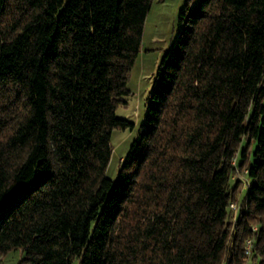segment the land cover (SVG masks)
Wrapping results in <instances>:
<instances>
[{"label": "trees", "instance_id": "1", "mask_svg": "<svg viewBox=\"0 0 264 264\" xmlns=\"http://www.w3.org/2000/svg\"><path fill=\"white\" fill-rule=\"evenodd\" d=\"M150 3L0 0V264H264V0H187L106 177Z\"/></svg>", "mask_w": 264, "mask_h": 264}, {"label": "rangeland", "instance_id": "2", "mask_svg": "<svg viewBox=\"0 0 264 264\" xmlns=\"http://www.w3.org/2000/svg\"><path fill=\"white\" fill-rule=\"evenodd\" d=\"M196 1L191 0L190 7L194 6ZM186 2L187 0H151L144 20L140 50L128 73L126 86L130 94L123 98V102L117 106L115 111L116 117L129 121L132 123V127L112 130L110 138L112 152L105 171L106 177L109 179H115L122 165V159L145 121L153 82L159 74L162 57L177 38V18L180 11L184 9ZM245 169V167H237L232 177V181L237 180L239 183L236 189L238 201L246 193L248 179L245 175ZM235 213L232 212L230 218L231 231L235 221ZM251 227L253 228L255 225H251ZM19 257V251L11 250L1 256V264H17Z\"/></svg>", "mask_w": 264, "mask_h": 264}, {"label": "built area", "instance_id": "3", "mask_svg": "<svg viewBox=\"0 0 264 264\" xmlns=\"http://www.w3.org/2000/svg\"><path fill=\"white\" fill-rule=\"evenodd\" d=\"M230 209L232 210V212H236L237 213L238 203L236 201L230 203ZM236 213H235V215H236ZM255 229H256V227L252 228V230H255ZM252 247H253V239L252 238H247L244 241V244H243V253L245 255V259L243 261V264H254L250 260V256H251V253H252Z\"/></svg>", "mask_w": 264, "mask_h": 264}]
</instances>
